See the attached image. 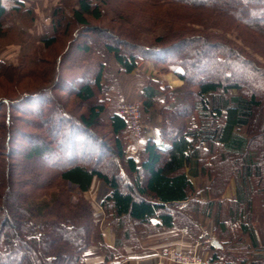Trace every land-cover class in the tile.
<instances>
[{
  "label": "trees",
  "instance_id": "16d2710c",
  "mask_svg": "<svg viewBox=\"0 0 264 264\" xmlns=\"http://www.w3.org/2000/svg\"><path fill=\"white\" fill-rule=\"evenodd\" d=\"M106 1L52 7L49 30L25 60L38 65L40 51L66 35L71 60L55 56L43 85L0 96V264H83L92 245L108 260L123 242L155 230L182 227L197 234L198 212L214 216L219 246L207 243L210 261L264 264V231L253 222L264 220V0H125L132 10L146 3L167 10L153 20L164 31L152 43L137 40L143 25L133 15L126 20L120 14L129 26L114 25L117 17H106ZM13 16L26 28L36 13L22 0H0V37L15 29L25 35ZM97 51L112 55L125 73L146 59L181 80L173 88L151 79L141 88L144 110L154 107L157 95L164 103L156 137H148L136 156L125 154L126 120L106 113ZM65 68L67 75L60 73ZM3 69L22 68L0 60ZM61 90L70 105L61 101ZM28 100L36 103V119L20 120L39 133L14 124L12 109L21 111ZM68 106L82 109L75 113ZM198 173L209 180L203 202L191 198L189 176ZM93 178L108 188L100 206L115 233L113 248L82 194ZM231 182L234 195L225 197ZM68 184L81 193L75 202Z\"/></svg>",
  "mask_w": 264,
  "mask_h": 264
},
{
  "label": "rangeland",
  "instance_id": "374dc122",
  "mask_svg": "<svg viewBox=\"0 0 264 264\" xmlns=\"http://www.w3.org/2000/svg\"><path fill=\"white\" fill-rule=\"evenodd\" d=\"M22 1L25 7H32L34 9L36 13V17L33 22V25L31 27H26V28H22L23 26L21 22H19L18 19H16L14 16L11 17V21L12 20L15 21L18 28H22L25 30V35L23 34L19 35L18 30L15 29V30H8L3 37H0V60L5 64H10L14 67L16 66V68L21 65L22 68L17 70H8V71H5L4 69L0 70V96L6 95L13 97L16 96L18 92H28L40 85H43L42 81L47 79V76H49V72H51L53 68V64H54L53 60L55 56L64 53L65 58L71 60L70 55H68L70 52L69 48L67 51L65 50L67 49L65 48L66 47L65 41L70 39L69 36L67 35L60 36L58 42L55 43L50 49L40 51V55L39 56L37 55V58L40 61L38 65L32 63L31 61L25 60V56L28 57L30 55L32 56L31 52L35 46V43L36 45H38L36 41L37 37L43 33H46L49 30L48 28L49 17H50V10L52 9V7H54L56 4L60 2L63 3L65 1L70 2V4H72V1L74 2L75 0H64V1L63 0H22ZM124 1L125 0L123 1L107 0L106 4H104L106 17L110 18L112 16L113 17L115 16V18L116 17L117 18L115 19L114 25L121 23L123 27H127L130 25L129 22L127 23L124 22L125 20H122V15L120 14L126 13V15L128 16L126 20L129 19V16L131 17V15H133L131 18L139 19L141 25L143 26L145 25L144 28L143 26H139L140 28L138 29H140V33L138 34L141 36L137 40H140L142 42L152 43L155 34H159L164 31V26L161 24H156V21L153 20L156 16L159 18L166 17L168 15L167 10H164L165 8L163 9L159 8L158 5L155 4L149 5L147 3L146 4L142 3L146 5L143 8H139L136 5L135 7L138 8H136V10H132L130 8V5L132 6L133 4L130 3L128 5ZM135 1L138 0H132L133 3H136ZM166 3L170 4L171 2H164V5ZM119 10L121 13L119 12ZM140 12H142V14ZM101 21L103 24L105 23V25L109 22L108 18L105 17ZM90 23L91 25H95V26L97 25L99 26L100 24L97 21L94 22L92 21ZM133 31L138 32L137 29H134ZM81 32L82 30L80 31L79 35H82ZM84 35H90V34L89 32H87ZM78 40H81V38L79 37ZM93 57L94 59H100L104 64L102 80L104 82L106 89L102 93V97L107 100L106 113L113 112L115 105L118 103L121 102L129 103L135 100L141 101L140 100L141 88L151 79H157L161 81L163 85L167 84L170 87L174 88V86L168 83V82L176 81V78L170 73L171 71L162 72L158 70V68L155 67V65H153L151 61H149L150 63L147 65L146 61L148 60L146 59H140L137 63V66L135 67V69H133L132 72L125 73L118 69V66L115 63L112 55H110L109 53L97 51L96 54L93 55ZM29 69L32 71L36 69V71L34 73ZM69 69L68 71L67 68L61 69L60 73L63 75L64 74L67 75V73L70 71ZM32 73L33 75H31ZM159 75H164L163 76L164 78H160ZM165 75L168 76L165 77ZM180 85L181 83L179 84V86ZM59 95H61L60 97L61 101H66L67 104L69 103L70 105V103L72 102V98L68 96L65 90L59 91ZM28 101L29 102L26 104L29 108H27V106L22 104L21 105L22 108L20 109L21 111H15L14 109H12L11 113L15 117L14 124H17L18 126L24 128L26 131L30 133H39L40 129L36 128L35 125H28L24 123L22 120H20L22 119V117H24L23 119H27V120L36 119L35 116L36 103H32L33 100H28ZM160 103L161 102L159 101H157L156 103V107L158 109L161 107L159 106ZM68 107L71 108L72 106L71 107L68 106ZM74 107H72V110L75 113H78L82 109V107H79V109L78 106L77 108ZM23 109H26L25 113L22 111ZM44 112L46 113L47 110L44 109ZM141 112H142V119L144 125V137L141 141V146L143 147L149 135V132L152 130L151 126H153V128L157 131L158 122L155 124L151 122V120L149 119V115H150L149 111H146L142 108ZM16 140H18V142L20 141L17 138ZM130 144H132V139L128 131L124 144L125 154L130 155L132 153L131 155L136 156L139 150H137L136 152H130L129 150H126ZM67 189L70 192L69 201L75 202L78 196L81 195V193L72 184H68ZM228 189H229L228 194H231L230 192L232 191V183ZM82 194L85 195L88 201L91 203L94 210V218L97 221H100L99 219H97V214L95 215V211L98 209V204L102 201L104 196H101V194H99L98 196L97 195L92 196V194L88 193L87 191H85ZM253 222L256 228L258 229L261 228L264 231V220H260L256 218ZM197 223L199 224L198 219H197Z\"/></svg>",
  "mask_w": 264,
  "mask_h": 264
},
{
  "label": "crops",
  "instance_id": "0c3cea01",
  "mask_svg": "<svg viewBox=\"0 0 264 264\" xmlns=\"http://www.w3.org/2000/svg\"><path fill=\"white\" fill-rule=\"evenodd\" d=\"M149 63V61H146L147 65ZM170 73L176 78V81L168 83L174 87L179 86L181 80L178 79V77L173 72ZM163 76L164 75H159L160 78H164ZM166 76L168 75H165V77ZM157 101L161 102L159 106L163 105V95H157L155 97L154 107L147 110L150 112L149 119L154 124L160 119V115L157 110L158 108L156 107ZM151 128L152 130L149 132L148 137H156L157 131L153 128V126H151ZM189 179L192 181L195 187V191L191 198L196 201H205L207 199L205 187L208 185L209 180L207 178L201 177L199 173L195 176H189ZM231 183L229 184L228 188L230 187ZM228 188L224 192L225 197L234 195L233 183L232 191L230 192L231 194H228ZM107 191L108 188L105 186L104 182L97 180L96 178H93L91 186L89 190H87V192L91 193L92 196H98L99 194H101V196H105ZM183 205L184 204H181L180 207ZM96 214L97 219L100 220L99 224L103 241L107 246L113 248L115 245V233L108 222L104 219V213L100 203L98 204V209L95 211V215ZM197 219L199 220L200 229L195 235L189 234L188 231L182 227H174L169 229L163 228L158 231L155 230L142 237H139L136 242H123L121 249L117 250L118 254L108 260H105L104 254L97 246H89L84 254L83 264H169L156 255V250L166 246H180L184 250L194 251L206 257L210 254V251L207 249L206 245L208 242L211 243L212 239H215L213 234L214 216L208 212L206 214L198 212ZM207 238H209L210 241L207 242Z\"/></svg>",
  "mask_w": 264,
  "mask_h": 264
},
{
  "label": "built area",
  "instance_id": "2783aa9c",
  "mask_svg": "<svg viewBox=\"0 0 264 264\" xmlns=\"http://www.w3.org/2000/svg\"><path fill=\"white\" fill-rule=\"evenodd\" d=\"M141 101L121 102L115 105L114 112L119 114L128 124L129 134L132 144L126 150L136 152L141 146L144 137V125L142 119ZM132 154V153H131ZM206 241H210L209 238ZM156 255L169 264H219L216 261H210L208 256H203L194 251L182 249L180 246H166L156 250Z\"/></svg>",
  "mask_w": 264,
  "mask_h": 264
},
{
  "label": "water",
  "instance_id": "95a60500",
  "mask_svg": "<svg viewBox=\"0 0 264 264\" xmlns=\"http://www.w3.org/2000/svg\"><path fill=\"white\" fill-rule=\"evenodd\" d=\"M211 245H213L214 247H218L219 246V243L217 242L216 239H212L211 240Z\"/></svg>",
  "mask_w": 264,
  "mask_h": 264
}]
</instances>
